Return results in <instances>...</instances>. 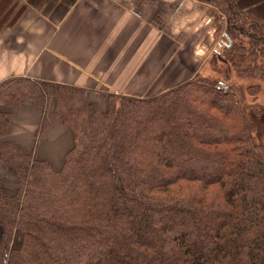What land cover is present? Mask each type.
Returning <instances> with one entry per match:
<instances>
[{"label":"trees","instance_id":"16d2710c","mask_svg":"<svg viewBox=\"0 0 264 264\" xmlns=\"http://www.w3.org/2000/svg\"><path fill=\"white\" fill-rule=\"evenodd\" d=\"M198 1L222 18L214 58L237 85L222 67L102 109L81 87L0 81V158L18 177L13 194L0 179V264H264V20ZM25 99L43 109L36 135L49 111L71 130L60 169L8 137Z\"/></svg>","mask_w":264,"mask_h":264},{"label":"crops","instance_id":"0c3cea01","mask_svg":"<svg viewBox=\"0 0 264 264\" xmlns=\"http://www.w3.org/2000/svg\"><path fill=\"white\" fill-rule=\"evenodd\" d=\"M240 3L264 20V0ZM222 24L198 0H0V81L27 76L81 87L104 109L109 93L148 97L207 74ZM42 116L23 100L8 137L60 169L72 132L49 111L50 124L36 135ZM0 179L17 191L18 177L1 158Z\"/></svg>","mask_w":264,"mask_h":264},{"label":"rangeland","instance_id":"374dc122","mask_svg":"<svg viewBox=\"0 0 264 264\" xmlns=\"http://www.w3.org/2000/svg\"><path fill=\"white\" fill-rule=\"evenodd\" d=\"M221 37H223V32H222ZM217 49L220 50L221 47L218 46ZM223 59H224V57L222 56V57H220V60L218 58L217 61H215V58L213 55L209 61L210 66L208 67V70L206 72L207 74H205V73L204 74L202 73V74L220 77L221 79H223V76H222L223 72L221 71V68L223 67V68L228 69L227 65H224ZM229 74H230L231 79L228 80V83H235V85H237L232 69L229 70ZM242 86L243 85L238 82V89L241 88ZM238 91H239L241 96L245 95V102L247 104H249L251 98L245 93L244 88L242 87ZM255 104L261 105L264 107V94L260 95V97L257 99V101H255ZM256 139H257V141L264 144V120L260 121L257 125ZM189 241H192V240L189 239Z\"/></svg>","mask_w":264,"mask_h":264}]
</instances>
